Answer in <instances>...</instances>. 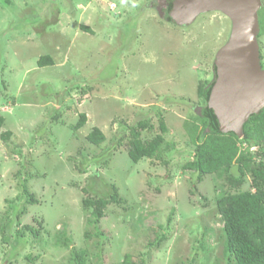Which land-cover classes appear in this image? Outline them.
<instances>
[{"label":"rangeland","instance_id":"374dc122","mask_svg":"<svg viewBox=\"0 0 264 264\" xmlns=\"http://www.w3.org/2000/svg\"><path fill=\"white\" fill-rule=\"evenodd\" d=\"M157 1L0 0V131L12 132L0 136V264H77L71 247L86 264H121L126 253L144 264H233L217 199L253 190L252 177L230 189L225 175H207L193 190L183 167L195 148L185 121L203 105L198 84L213 78L232 20L214 10L178 24L166 18L176 0L164 18ZM258 40L264 67V34ZM45 54L53 65H39ZM81 112L87 122L74 129ZM160 118L169 128L162 159L134 162L130 129L147 121L138 128L150 140ZM93 127L106 136L101 145L87 140ZM112 185L124 200L89 225L83 198Z\"/></svg>","mask_w":264,"mask_h":264},{"label":"trees","instance_id":"16d2710c","mask_svg":"<svg viewBox=\"0 0 264 264\" xmlns=\"http://www.w3.org/2000/svg\"><path fill=\"white\" fill-rule=\"evenodd\" d=\"M170 1L168 0L163 5L164 0L157 1L162 18L165 17V10ZM258 17L259 38L264 34V3L261 4ZM81 27L85 31L93 32L89 26L82 25ZM261 57L263 58L262 54ZM38 63L41 66L53 65L54 59L50 54H45L40 56ZM214 82L215 77L211 80H201L198 84L197 93L204 102L203 105L197 107L192 119L185 121V129L195 148L193 158L188 160L183 167L192 171L193 190L197 189V184L201 183L207 175H225L228 188L239 189L244 183L245 175L250 174L253 190L230 191L217 199L218 211L224 222L223 253L233 264H264V108L258 114H252L244 124L243 137L237 136L234 132L219 131L213 123L209 109V98ZM87 118V114L81 112L73 128H82ZM4 121V117L0 116V130ZM138 127L147 128L151 125L147 121H140ZM138 127L130 129L128 155L131 160L139 162L144 158L162 159L163 147L166 143L165 135L169 130L164 119H159L160 132L150 140L141 138V131ZM0 136L7 141L11 138L12 132L10 130L0 131ZM87 140L95 145H101L106 140V136L99 127H93L87 135ZM171 146V144L168 145V147ZM253 146L257 148L256 151H252ZM235 164L238 165V176L231 173V168ZM23 193L27 196L28 202H37L27 187L23 188ZM123 200L116 185H112V192L106 196L83 198L84 208L90 211L87 223L98 228L108 205L120 204ZM4 229L5 225L2 228L3 232H5ZM24 229L34 236L40 234L39 229L29 224L24 225ZM23 233L24 231L19 236H23ZM3 235L5 236L4 233ZM98 235L103 237L104 234L99 231ZM165 238V234L158 235L155 243L159 244ZM59 241L64 246L71 247V241L66 233H62ZM71 249L72 260L77 264H86L84 253L75 247ZM121 264H144V262L138 263L131 253H126Z\"/></svg>","mask_w":264,"mask_h":264},{"label":"water","instance_id":"95a60500","mask_svg":"<svg viewBox=\"0 0 264 264\" xmlns=\"http://www.w3.org/2000/svg\"><path fill=\"white\" fill-rule=\"evenodd\" d=\"M166 18L178 24L193 21L200 13L218 10L232 20L227 44L214 64L215 82L209 109L215 127L244 135V124L264 108V67L260 55L258 11L262 0H176ZM186 7V8H185ZM185 8V9H184ZM183 9V10H182ZM171 16V17H170ZM231 173L239 175L238 165Z\"/></svg>","mask_w":264,"mask_h":264},{"label":"bare ground","instance_id":"6f19581e","mask_svg":"<svg viewBox=\"0 0 264 264\" xmlns=\"http://www.w3.org/2000/svg\"><path fill=\"white\" fill-rule=\"evenodd\" d=\"M185 9V8H184ZM183 10V9H182Z\"/></svg>","mask_w":264,"mask_h":264},{"label":"clouds","instance_id":"9594fccd","mask_svg":"<svg viewBox=\"0 0 264 264\" xmlns=\"http://www.w3.org/2000/svg\"><path fill=\"white\" fill-rule=\"evenodd\" d=\"M261 55V54H260ZM262 58V57H261Z\"/></svg>","mask_w":264,"mask_h":264},{"label":"flooded vegetation","instance_id":"af4514ba","mask_svg":"<svg viewBox=\"0 0 264 264\" xmlns=\"http://www.w3.org/2000/svg\"><path fill=\"white\" fill-rule=\"evenodd\" d=\"M214 77V76H213Z\"/></svg>","mask_w":264,"mask_h":264}]
</instances>
